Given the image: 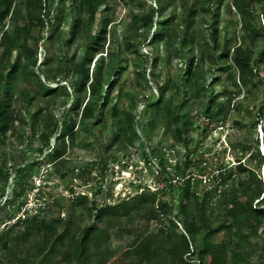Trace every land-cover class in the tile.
<instances>
[{
	"label": "trees",
	"instance_id": "obj_1",
	"mask_svg": "<svg viewBox=\"0 0 264 264\" xmlns=\"http://www.w3.org/2000/svg\"><path fill=\"white\" fill-rule=\"evenodd\" d=\"M118 1L129 8L121 36L111 18L113 3ZM223 1L161 0V6L154 7L146 0H0V147L16 132L21 136L31 119L45 126L46 142L56 135L57 143L49 159L62 155L65 137L73 141L77 117L102 126L110 122L116 138H136L134 130H130L136 98L129 94L132 102L120 109L116 102L111 103L119 76L132 56L134 72L144 80L139 64L155 67L160 63L169 68L164 84L159 86L160 96L150 104L154 115L149 119L156 123L162 118L177 141H185V133L192 125L191 115L183 110L189 99H201V94L203 118L223 123L225 116L241 113L244 107L246 113L256 116L253 126L259 125L264 114V70H259L264 68V0H229L227 10L232 7L238 15L239 39H234L236 30L230 33L227 23L220 28ZM64 3L66 9L61 8ZM154 24L156 32L149 36ZM136 37L162 43L164 52L157 51L150 61L134 43ZM40 42L46 54L37 66ZM73 45L75 50L69 53ZM172 66L177 68L174 77L170 73ZM221 75L231 79L232 89L228 85H223L221 91L214 89ZM175 86L181 99L169 102L165 90ZM241 87H260V102L243 106L236 99ZM70 97L74 99L73 115L62 121L40 116L44 103L65 105ZM232 122L239 124L233 118ZM248 149L240 155L235 152L234 164L222 161L210 180L203 182L186 172L194 163L191 150L172 163L165 153L153 152L151 157L143 145L142 153L149 163L146 165L150 167L157 160L159 177L154 173L157 169L151 173L162 185L152 190L137 175L131 182L132 194L100 205L94 198L89 201L86 194L73 195L83 203V211L74 218L48 216L42 190L47 179L36 190L37 207L31 210L23 206L25 202L15 206L14 199L33 187L24 182L27 174H16L12 192L0 205V211L12 205L15 213L22 208L25 212L0 228V249L5 253L0 264H107L117 251L118 246L113 247L116 236L130 232L143 209L155 219L160 211L172 214L177 209L171 223L175 226L181 222L183 232L178 237L165 226L154 232L147 227L133 230V242L124 251L125 264H264V183L252 165L255 159L261 162L263 156L257 147L250 152ZM247 153L248 161H242ZM4 162L2 154L0 182L5 188L12 174ZM170 173L181 178L177 185ZM219 186L223 188L217 191ZM165 191L171 193L169 200L161 197ZM212 195L215 209L208 212ZM94 210L102 225L84 226ZM122 222L125 225L121 226Z\"/></svg>",
	"mask_w": 264,
	"mask_h": 264
},
{
	"label": "rangeland",
	"instance_id": "obj_2",
	"mask_svg": "<svg viewBox=\"0 0 264 264\" xmlns=\"http://www.w3.org/2000/svg\"><path fill=\"white\" fill-rule=\"evenodd\" d=\"M146 2L154 7L161 6V0H146ZM228 5L231 6L229 0H224L220 5V28L227 23L230 27V33L236 30L234 39H239L241 30L238 15L232 7L228 11ZM66 6V3H64L61 8L66 9ZM113 10L114 13L111 18L117 25V33L121 36L122 27L129 19V8L122 1H118L113 3ZM156 29L154 24L150 29L149 36L153 35ZM147 41L148 39L145 38L144 40V37L134 38V43L139 46L140 52L146 53L151 61L157 51L164 52V47L162 43H157V41L149 43ZM74 50L75 45L69 48V53ZM45 54L43 44L40 42L36 51L37 66L41 64ZM134 60L135 58L132 56L127 68L120 74L119 85L113 92L111 103L116 102L117 107L120 109L132 102L129 94L133 95L134 100L136 98V106L133 109L135 115L134 125L130 127V130L135 132V140L133 139V141L132 137H114L110 129V122L102 126V124H96L93 120L77 117L75 138L71 141L70 138L65 137L64 142L66 145L62 155L55 159H49L52 146L57 143L56 135H52L49 141L46 142L44 139L45 126H40L34 119H31L25 125L21 136L16 132L15 135L8 137L2 147H0V158L4 154V165L10 168L9 170L12 174V178L5 188V184L0 182V205L4 203L12 192V187L15 184L13 176L20 173L27 174L24 182L27 185H33V187L31 189L28 188L21 196L15 198L14 205L17 206L21 202H25L23 206L31 210L37 207L39 203L36 200V190L43 186L44 180L47 179V183L42 190L46 199L44 201L46 203V213L50 218L58 216L74 218L76 213L82 210L81 207L83 205L79 200L74 199L77 194H86L89 201L94 198L98 205L105 202H118L126 194H132L133 187L131 182L136 181L137 175L143 184L147 183L154 190L162 185V182L157 183V176L159 177L160 170L157 169L155 165L157 160L154 158V163H151L150 167L146 165L149 163L145 161L142 153L143 145L151 157L153 152H157L158 155L165 153L168 161L172 163L177 159H181L187 150H191L190 154L194 163L186 172L195 174L196 178L200 175L211 177V175L216 173V169L222 161L234 164L235 152L240 155L245 148H249L248 151L250 152L257 147L258 152L263 156V160L260 162V160L255 159L252 165L258 170L264 183V114L260 116V124L255 126L253 125L256 116L253 113H246L243 110L244 107H242L241 113L232 112L233 117L230 115L225 116L223 123L215 119L208 120L203 118L201 114L204 109V101L201 100L204 94H201V99L199 97L189 99L188 106L183 110V112L191 115L192 125L188 127L185 133V141L179 142L173 136L172 129L164 124L162 118L156 123L149 119L150 115H154L150 104L160 96L159 86L162 83L164 84L169 68H164L160 63L156 64L155 67L150 63L144 66L139 64L140 70H143L144 80L142 76H138L134 72ZM198 67L201 66L199 65ZM259 70L262 73L264 68L261 66ZM176 71L177 68L175 66L170 68L172 77L176 75ZM50 83L55 85L54 82ZM143 84L144 86H142ZM230 84L231 79H226L225 75H221L214 82V89L221 91L223 85L230 87ZM177 90V86L174 89H166L165 98L169 102L179 101L181 95H179ZM261 91L260 87H241L239 96L236 99L243 106H253V104L260 102L262 98ZM254 95H256V99ZM73 101L74 99L70 97L65 105H61L58 102L54 104L44 103L41 106L40 116L60 121L65 120L69 115H73V110H71ZM232 118L237 120L239 124L233 123ZM30 122L31 124L33 123V131L30 128ZM206 126L207 129L205 130ZM153 147H156V149L152 151ZM247 156L248 153L243 156L242 161L247 162ZM32 161H35L34 165H31ZM105 163L109 164L108 167L104 165ZM103 166H105V169H103L104 171L101 174ZM152 169H157L154 172L157 176L152 175ZM169 175L171 178L176 177L172 173ZM178 182L173 183L177 185ZM211 187L214 194L216 190L214 184ZM225 187L230 188L226 183ZM221 188L223 187H217V191ZM94 192L97 193L94 195ZM174 194L176 195V190ZM73 195L74 197H72ZM161 197L164 200H169L171 193L165 191L161 194ZM215 201L212 195L208 200V212L215 209ZM174 204L176 206L178 201L175 200ZM24 212V208L20 209L19 213H15L12 205L4 206L0 211V228L5 223H12L18 214ZM160 212L159 218L155 219L151 218V214L147 209L141 210L137 219L139 221L130 227V232L125 231L121 235L116 236L113 247L118 246L116 248L117 251L109 258L107 264L126 263L124 251L133 242V230L139 229L138 231H143L147 227L149 232H154L158 228L165 226L169 230H173L179 237L183 232V225L179 222L173 226L170 219L171 216L177 213V209H174L172 214ZM96 214L97 211H92L91 220L85 223L84 226H89L91 223L94 226L102 225ZM123 225L125 224L122 222L121 226ZM93 232L92 230L91 233L93 234ZM261 247L264 249V244ZM4 254L0 249V259L4 260Z\"/></svg>",
	"mask_w": 264,
	"mask_h": 264
},
{
	"label": "built area",
	"instance_id": "obj_3",
	"mask_svg": "<svg viewBox=\"0 0 264 264\" xmlns=\"http://www.w3.org/2000/svg\"><path fill=\"white\" fill-rule=\"evenodd\" d=\"M198 178H202V181L203 182H208L210 180V177L209 176H206V175H200L198 176ZM181 180L180 177L176 176L175 178L172 179V181L175 183L177 181Z\"/></svg>",
	"mask_w": 264,
	"mask_h": 264
}]
</instances>
